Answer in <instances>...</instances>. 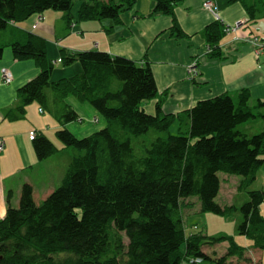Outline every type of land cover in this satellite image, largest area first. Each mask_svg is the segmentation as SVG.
<instances>
[{
	"label": "trees",
	"instance_id": "1",
	"mask_svg": "<svg viewBox=\"0 0 264 264\" xmlns=\"http://www.w3.org/2000/svg\"><path fill=\"white\" fill-rule=\"evenodd\" d=\"M74 1H79V19L100 20L118 19L137 0H0V30L50 8L64 11L71 21ZM153 1L154 10L169 15L171 31L181 36L174 7L182 0ZM240 1L250 20L264 15V0ZM204 35L212 48L208 54L221 56L226 35L222 22L209 23ZM10 45L14 58L33 59L39 72L18 88L20 102L5 117L22 118L25 107L35 101L41 112L46 109L60 123L55 134L62 144L78 151L61 183L43 200L36 202L26 182L18 206L8 203L0 219V264H183L195 258L192 264H230L229 258H241L249 246L264 251V189H248V199L239 207L216 201L220 173L241 176L237 187L246 190L264 165V100L250 104L249 89L241 88L236 97L219 94L177 113L163 110L160 99L148 112L142 104L158 92L148 61L139 64L104 50L61 49L60 62L78 61L81 70L51 80L43 36L28 32L25 41L12 40ZM3 51L0 45V58ZM69 94L91 103L106 125L76 137L65 125L80 118L65 101ZM257 119L262 122L250 133ZM175 120L177 134L170 130ZM32 146L40 161L60 150L40 130ZM10 197L8 193V201ZM195 205L224 217L239 211L235 231L249 246L226 233L186 232V216ZM220 242L228 245L218 257L203 250Z\"/></svg>",
	"mask_w": 264,
	"mask_h": 264
},
{
	"label": "crops",
	"instance_id": "2",
	"mask_svg": "<svg viewBox=\"0 0 264 264\" xmlns=\"http://www.w3.org/2000/svg\"><path fill=\"white\" fill-rule=\"evenodd\" d=\"M204 1L182 0L174 7L175 18L182 30L179 37L171 31L172 18L155 11L153 0H137L131 9L121 11L118 19H79L73 12L72 16L76 18L67 21L61 14H32L21 22H9V28L0 33V41L2 40V45L8 46L12 40L25 41L27 33L33 32L47 40L48 60L54 58L56 51H61L62 46L68 51L104 50L111 55L126 56L139 64L148 61L158 91L156 97L142 104L148 112L155 110L160 99L163 110L177 113L192 107L199 100L219 94L227 93L236 97L241 88L249 89L250 104L256 99L264 100V49L256 53L255 46L243 39L248 32L264 35V15L259 14L254 20H250L240 0H213L219 15L215 18L212 12L204 7ZM51 17H55L53 21ZM216 19L220 20L224 27L241 20H245V23L247 21L246 25L236 32L226 33L220 42L221 56H211L205 52L207 41L204 28ZM15 30L20 33L18 36ZM55 36L60 37L59 41H55L59 48L50 41L54 40ZM58 59L59 56L52 59L55 64L49 61L52 64V73H57L56 77L51 73V79L68 77L81 70L78 61L59 67ZM194 61L197 69L195 75L189 71L190 64ZM38 72L39 68L33 59H16L12 49L6 47L0 58V139L4 142L0 149V219L5 216L8 203L13 207H17L19 203L21 187L16 192L8 181L17 177L21 169L32 170L40 164L32 146L30 132L37 133L40 130L49 136L47 128L60 125L58 121L49 120L46 114L38 118L44 111H37V102L25 107L26 118L25 115L15 120L5 117L6 112L16 108L20 102L18 88ZM6 73L11 75L10 82L5 81ZM81 106L73 108L78 112L87 107L85 104ZM78 114L80 115L79 112ZM91 114L92 121H100L98 112L92 111ZM259 173L262 175L258 176ZM255 181L259 183L258 188L264 189V165L258 170ZM27 182L30 183L29 177ZM31 185L35 198V184ZM237 186L238 184L229 186L225 177L221 182L219 194L226 195L227 189L234 192L238 189ZM8 193L11 194L9 201ZM45 194L47 191L43 192L42 197ZM242 241L246 240L242 238ZM254 249L257 248L247 247L241 258L233 256L228 259V263L264 264V251ZM203 250L209 253L206 248ZM223 250L226 251L225 248Z\"/></svg>",
	"mask_w": 264,
	"mask_h": 264
},
{
	"label": "rangeland",
	"instance_id": "3",
	"mask_svg": "<svg viewBox=\"0 0 264 264\" xmlns=\"http://www.w3.org/2000/svg\"><path fill=\"white\" fill-rule=\"evenodd\" d=\"M78 3H79V1L78 2L74 1L73 6L71 8L72 13L75 12L77 14ZM49 12L51 14H61L62 18L64 20H66L64 18V13H65L64 11L55 10V9H51V8L43 11V13L46 15L49 14ZM34 14H38V13H34ZM39 14H42V12ZM73 17L76 18V16H73ZM54 18L55 17H51L52 21L54 20ZM18 22H21V21H18ZM64 24H66V23L64 22ZM7 28H9V27H6L5 29H7ZM3 30L4 29L0 30V33H2ZM15 33H16V36H18L20 34V33H18V30H15ZM7 34H8V32H7ZM59 39H60V37L57 38L55 36L54 40H50V41L53 44H55V41H59ZM1 43H2V40L0 41V45H2ZM61 45H63V44H61ZM54 46L56 47L57 45L55 44ZM6 47H9L10 49H12L11 45H8V46L3 45L4 51H5ZM60 48L63 49L64 47L61 46ZM55 51H56V49H55ZM61 53H62V51H60V50L58 52L56 51L54 58H49L50 59L49 61L53 63L52 59H56L58 56L60 57ZM54 62H55V60H54ZM53 64H55V63H53ZM58 66L63 67L65 65L63 63L59 62ZM68 70H70V68ZM52 76L56 77L57 73L53 71ZM51 80H54V79H51ZM45 92L47 93L49 98L52 97L53 94L49 88H46ZM65 101L67 103H69V105H71L72 107H74V106L82 107L81 106L82 104H85V106H87L85 108H81L83 110H78V112L82 116L81 117L79 115V117L82 119V121H79V119H80L79 118L75 121H70V122L65 124L66 128H68L76 137L82 138V137L87 136V135L93 133L94 131H96V130H98V129H100L106 125L105 118L101 114H98V116L100 118L99 122H95L94 120H93L94 121L93 122L91 120L93 118L91 112L92 111L97 112V111L91 105V103H89L88 101L83 100L74 94L67 95L65 97ZM38 108H39V104L37 107V111L41 112L40 111L41 109L40 108L38 109ZM89 108H91V110ZM43 114H46L49 117V120H53L55 122L57 121V119L54 117V115L51 112L47 111L46 109H44V113H40L38 115V118H41V115H43ZM26 116H27V111L25 113V118H26ZM252 121H249L246 124H250V122H252ZM91 122H93V123H91ZM258 122H262V121L260 119H257L254 121V123L250 124L251 131H253L250 133L256 132L255 130L257 129ZM58 126H56V128H52V126L48 127L47 133L49 134L50 138L53 139V142L57 146L58 145L60 146V150L55 155H52V156L48 157L47 159L41 160L40 164L38 166L34 167V169H32V170L21 169L17 177L10 179L8 182L16 192H18V188L20 189V187H22V185L27 182V177H29L30 183L35 184L34 188L37 192L35 194V199L37 201H41L61 183L62 176L65 173V171L67 170L69 162L71 161L74 153H76V151H78V150L72 146H65L62 144V142L58 139V137L55 134V131H56L55 129H57ZM177 128H178V125H177V122L175 120L173 122L170 130L173 132V134H177ZM31 132H30V135L33 137L36 132L33 131V134H31ZM260 175H262V173H259L258 176H260ZM220 176H222L223 178L226 177L227 181H229V186H231L233 184H238L240 181V178H241V176L236 175V174L229 175V174H225V173H220ZM21 181H22V183H21ZM258 187H259L258 181H253L247 187L246 190L236 189L234 192H231L230 190L227 189L226 195L218 194L216 197V201L218 203H220L221 205H225V204L230 203V204H235L236 206L239 207L244 201H246L248 199L247 190L248 189H254V188L257 189ZM44 191H47V194H45V196L42 197ZM260 207H261V212L264 213V201L262 203V206H260ZM240 218H241V213H239V211H236L233 214L224 217V216H221V215H218L215 213H211V212H201L198 209V205H195L194 208L189 210V215L186 216V219H187L186 220L187 221L186 232L189 233V232H196L197 230H203L208 235H212V236H215L219 233L220 234L226 233V234L233 235L235 240L242 243L243 245L248 244L247 246H249L250 241H248V239H246L242 235H238L235 231L236 222H238ZM194 223H196L197 228L193 227ZM122 235L124 237V241L127 243L128 239L125 237L123 232H122ZM241 237L244 238V240H246V241H242ZM227 245H228L227 242H220L216 245L205 246L204 248H206L207 252H209L208 255H210L212 257H218V256L225 253V251L223 249L225 247H227ZM254 250L257 251V249H254ZM213 252H215V253H213ZM233 258H236V256ZM234 260L235 259H233V261ZM263 263H264V260H263ZM183 264H192V263L189 260H185V261H183ZM201 264H215V263L205 260Z\"/></svg>",
	"mask_w": 264,
	"mask_h": 264
},
{
	"label": "built area",
	"instance_id": "4",
	"mask_svg": "<svg viewBox=\"0 0 264 264\" xmlns=\"http://www.w3.org/2000/svg\"><path fill=\"white\" fill-rule=\"evenodd\" d=\"M204 7L209 9L212 14L215 16V18H218L219 15H218V10H217V5L216 3L213 1V0H205L204 3H203ZM246 25L245 23V20H241V21H238L234 24H231V25H227L225 26V32L228 33V32H232V31H237L239 28L241 27H244ZM244 40L252 43L254 46H255V51L256 53H259L260 50H262V48H264V36H260V35H257V34H254V33H248L246 35H244ZM205 52L208 54L210 52H212V48L210 46H205ZM58 61H60V59H58ZM196 62H192L190 64V69L189 71L195 75L196 74ZM4 77H5V81L6 82H10L11 81V75L9 73H6L4 74ZM31 134H33V131L31 132ZM3 146V140L0 139V149L2 148ZM196 260L195 259H192L190 261H194Z\"/></svg>",
	"mask_w": 264,
	"mask_h": 264
}]
</instances>
